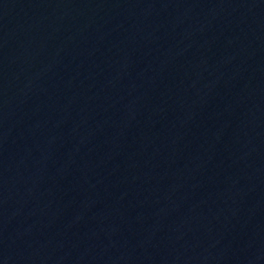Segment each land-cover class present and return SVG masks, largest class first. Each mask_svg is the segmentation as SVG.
<instances>
[{
    "label": "water",
    "instance_id": "95a60500",
    "mask_svg": "<svg viewBox=\"0 0 264 264\" xmlns=\"http://www.w3.org/2000/svg\"><path fill=\"white\" fill-rule=\"evenodd\" d=\"M0 264H264V0H0Z\"/></svg>",
    "mask_w": 264,
    "mask_h": 264
}]
</instances>
